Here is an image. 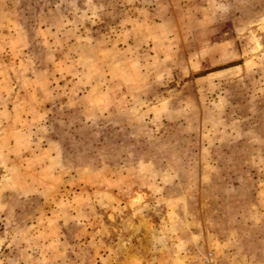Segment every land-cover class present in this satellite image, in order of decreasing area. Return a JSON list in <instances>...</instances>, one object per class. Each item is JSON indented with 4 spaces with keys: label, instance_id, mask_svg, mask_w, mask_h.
<instances>
[{
    "label": "rangeland",
    "instance_id": "1",
    "mask_svg": "<svg viewBox=\"0 0 264 264\" xmlns=\"http://www.w3.org/2000/svg\"><path fill=\"white\" fill-rule=\"evenodd\" d=\"M264 264V0H0V264Z\"/></svg>",
    "mask_w": 264,
    "mask_h": 264
},
{
    "label": "built area",
    "instance_id": "2",
    "mask_svg": "<svg viewBox=\"0 0 264 264\" xmlns=\"http://www.w3.org/2000/svg\"><path fill=\"white\" fill-rule=\"evenodd\" d=\"M214 255L212 251H207L201 258L200 264H213Z\"/></svg>",
    "mask_w": 264,
    "mask_h": 264
},
{
    "label": "water",
    "instance_id": "3",
    "mask_svg": "<svg viewBox=\"0 0 264 264\" xmlns=\"http://www.w3.org/2000/svg\"><path fill=\"white\" fill-rule=\"evenodd\" d=\"M213 264H215V262H213Z\"/></svg>",
    "mask_w": 264,
    "mask_h": 264
}]
</instances>
